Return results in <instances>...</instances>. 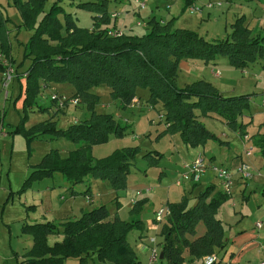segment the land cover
<instances>
[{
    "label": "trees",
    "instance_id": "obj_1",
    "mask_svg": "<svg viewBox=\"0 0 264 264\" xmlns=\"http://www.w3.org/2000/svg\"><path fill=\"white\" fill-rule=\"evenodd\" d=\"M109 1L79 0L78 7L93 12L92 26L85 27L79 25L73 14L58 1L45 10V0H17L23 23H33L34 27L25 48V57L31 59L27 70L25 110L38 104L44 86L70 82L76 89L79 103H87L92 111L89 119L74 123L67 130L58 129L49 119L26 129L27 115L22 117L15 131L25 132L29 145L47 134L65 136L75 144L66 157L58 150L48 152L35 166L25 186L59 172L72 188L84 182L89 174L109 180L115 190L127 187L128 175L140 148L117 149L106 158H96L93 154L95 145L113 137H123L129 131V126L117 121L114 115L98 113L94 109L98 98L93 88L100 84L110 87L121 108L129 107L135 97L141 99V88L148 89V104L162 103L166 125L163 133H179L188 146H204L216 137L200 120L201 116L218 118L246 134L242 126H238V119L250 107V95H225L204 79L179 86V63L182 59L209 62L227 56L233 67L246 69L264 57V34L255 37L244 17L235 20L230 34L215 40H209L193 29L175 27L174 19L165 22L152 18L147 33H124L113 37L108 35V31L116 27L111 25ZM63 13L64 19L61 18ZM4 22L0 8V40L6 58H10ZM6 69L0 57V73ZM53 103L57 104L55 100ZM257 134L255 145L264 152V131ZM145 156L152 162L160 159L157 151H149ZM227 198L226 193L215 192L214 186L210 185L200 191L194 205L188 198L168 203L170 215L159 230L163 259L170 264H182L188 250L196 258L205 260L223 247L226 229L218 211ZM143 206V199L138 200L132 212L140 211ZM111 216L108 206L102 204L62 223L24 224L23 232L33 236L34 244L28 251L30 257L23 264H67L70 258L77 259L78 264H86L94 256L104 264H142L136 247L128 239L134 228L140 229L139 237L144 236L142 221ZM200 224L205 228L201 235ZM49 235H61L62 239L51 244Z\"/></svg>",
    "mask_w": 264,
    "mask_h": 264
},
{
    "label": "rangeland",
    "instance_id": "obj_2",
    "mask_svg": "<svg viewBox=\"0 0 264 264\" xmlns=\"http://www.w3.org/2000/svg\"><path fill=\"white\" fill-rule=\"evenodd\" d=\"M55 1L60 2L67 12H71L79 25L85 27L92 25L93 12L78 7L77 3L79 0H45V10H48ZM117 1H122L123 5L125 3L130 4L129 0ZM131 2L134 3L133 0ZM146 2L147 8L143 10L142 18H139L140 22L145 21L146 23V16L152 15L153 12H156L157 18H160L167 11L166 4H159L157 0H146ZM208 2L209 0H198V10L204 7L203 11L208 12L207 6L210 7L212 5V3ZM114 6L115 0H110L109 8L112 9ZM174 6L173 4V9L171 8L173 11L170 15L179 12ZM226 7L229 10L228 14L233 16L238 12L239 15L245 12L247 15L246 24L254 29L253 35L255 37L264 34V0H231ZM252 7H254L253 10H251ZM255 7L257 10L253 13ZM0 8L5 19L4 25L8 33L11 56L6 58L0 40V57L4 62L6 60L11 61L17 69L16 73H14L13 81L10 82L7 88L9 97L6 95V89L0 73V110L5 108L3 121L0 122V253H14V250L18 253H27L32 243L30 244L31 236L22 232L21 220L23 216H21V205H24L22 209H25L23 214H25L24 218L26 219V214L32 211L31 207H26L27 203L36 201L39 204V212L42 217L48 208L57 206L54 202L55 199L61 202L65 198L66 200L64 201L69 203L67 200L73 194L70 182L59 172L52 177L37 180L23 190L22 187L35 166L42 162L48 152L58 150L61 156L66 157L69 155L70 150L75 147V144L65 136L47 134L41 139H34L29 145L25 132L15 131V129L21 123L22 117L27 115L24 122L26 129L49 119L56 123L58 129L67 130L74 123L89 119L92 111L87 103L74 104L70 102L71 99L77 98L75 96L76 89L70 82H56L52 85L53 89L41 90L38 104H34L27 111L25 110L27 70L31 65V59L25 57V48L34 31V27L33 23L29 25L23 23L20 5L17 0H0ZM216 9L213 8L211 10L212 18L203 21L199 20V13L181 12L179 13L180 21L176 26H183L182 23L188 18L190 28L197 30L205 38L215 40L218 37H225L232 32L231 22L233 19L227 23L228 31L224 33L222 30V33L217 35V33H220L217 28L221 29L225 24L221 23V17ZM40 14L41 12L37 16L39 17ZM64 16L63 13L61 18L64 19ZM121 19L118 20L122 22ZM218 22L221 24H218ZM143 25H137L134 32H138L141 35L147 33L149 29ZM240 69L236 73L235 80L232 81L233 86H236L237 89L233 91L229 89L224 94L250 95V107L238 119V126H242L243 131L248 136V140L243 138L244 134L240 132V128L232 129L218 118L201 116V121L216 136L209 139L204 146L201 145V147H205V151L201 147L194 148L186 145L180 135L174 136L173 134L163 133L166 125L163 116H161L164 115L162 103H157L153 106L154 108H150L148 106V89H140L142 94V106L140 108H121L120 101L113 97L108 85L100 84L95 86L93 92L97 95L98 103L94 109L98 113L114 115L117 121L129 126V131L123 137H113L105 143L95 145L93 154L96 158H106L115 150L124 147H138L140 149L129 172L126 188L115 190L109 180L98 179L89 174L84 182L73 185V190L77 191L76 195L80 196L78 198L79 202L88 203L89 199L85 193L89 192L88 187L93 183V179H96L101 184L92 187L94 192L96 194L100 192L101 196L96 198L95 203H91V206H94L92 208L106 204L112 211L117 212L119 208V215L122 219L141 220L143 234L147 235L149 239L156 237L157 241L152 245L158 244L160 246L162 241V237L159 234L161 224L153 220L154 208L165 205L167 200H180L184 198V195L187 196L190 204L193 205L200 191L210 184L207 180H212L218 184V181L214 178L211 179V169H208L207 174L205 172L197 181L192 178H184L182 176L185 172L183 169L184 162L194 158L203 151L207 159L209 156H214L215 164H218V166H226L234 157H241L252 164L256 173L258 171L254 165L259 170L262 169L260 173L264 176V152L252 142L258 132L264 131V80L260 79L264 76V57L259 62L247 67V72L249 73L244 74L243 72L246 69L243 72ZM251 69H254L258 75L254 76ZM193 75L180 74L177 79L179 86L187 84L185 82L197 80ZM246 79H249L251 84L242 82ZM221 83L225 87V83H229L228 77H226L225 83L223 81ZM54 91L55 93L58 92L67 101L63 107L53 104L51 95ZM225 140L229 141V143L224 142ZM250 147H252V154L248 156L246 149ZM149 151H157L160 154V159L152 162L150 157L145 156ZM179 180L181 184L177 185ZM52 187L55 188L54 191L49 189ZM146 187H151V192H145L144 189ZM262 189H264V186L260 188L257 194L254 192L250 201L247 202L241 195L242 189L237 188L235 185L233 186L234 198L229 199L225 204L226 206L224 205V208L221 207L218 214L219 218L225 221L227 229L229 228L228 234H237L244 229L254 231V224L257 221L262 222L264 225V197ZM139 190H143L144 193L137 194ZM137 197L138 200L143 199L144 206L140 211L133 213L134 203H132V200ZM4 202L9 204L6 209H3ZM234 202L236 204L235 207L233 206ZM32 217L27 218V222L34 223L33 218L35 217ZM19 218L21 219L20 221ZM43 220L45 219L40 218L37 221ZM200 225L202 228V224ZM259 232L262 233L261 237L264 240V227ZM139 234L140 229L134 228L128 235L129 241L136 249V238ZM54 239H61V236L51 235L50 241L52 242ZM67 263L78 264V260L70 258ZM87 264L104 263L94 256L88 259Z\"/></svg>",
    "mask_w": 264,
    "mask_h": 264
},
{
    "label": "crops",
    "instance_id": "obj_3",
    "mask_svg": "<svg viewBox=\"0 0 264 264\" xmlns=\"http://www.w3.org/2000/svg\"><path fill=\"white\" fill-rule=\"evenodd\" d=\"M133 1H134V3H132L131 0H129L131 5L128 3H125V5H123L122 1L118 2L117 0H115V6L112 9L109 8L111 14L113 12L117 11L120 13L119 17L122 18L121 19L122 22H121L118 20V19H120L119 17H117V18L111 17V19H112L111 25H116V27L123 30L124 33L138 34V32H134V29H135V27H137V25H141V24L142 25L144 24L143 26L150 29L149 21L152 18H156V19H159V20L165 21V22L168 20L174 19L175 27L193 29V28H190V25H189L190 21L188 18H186L185 21L182 23L183 26H176L180 21L179 20V18H180L179 13H181V12L182 13L190 12L191 14H198L199 13L198 18L200 21H203V20H207L208 18H212V11L211 10L213 8H217L216 10L219 12V15L221 17V23L225 24V26L222 27L221 29L217 28V30L220 31V33H217V35H220L222 32L225 33L228 31L227 23L231 19H233L231 22V27H232V24L235 22V20L237 18H239V17H244L245 19L247 18V15L245 14V12L242 13V15H239V12H238L237 14H234V16L228 14L229 10L226 7V5L231 0H209L208 3H212V5L210 7L207 6L208 12L203 11L204 7H202L201 9L198 10V8H197L198 0H157V2L159 4H166V8H167L166 13L161 15L160 18H157L156 12H153L152 15L146 16L147 22L145 23V21L140 22L139 18H142V12H143V10H145L147 8L146 0H142L146 3L144 9H139L136 0H133ZM173 4L175 5L174 6L175 9H178L179 12H177L176 14L170 15L173 11L172 10ZM253 8L254 7H252L251 10H253ZM256 10H257V8L255 7V10L253 11V13L256 12ZM221 23L218 22V24H221ZM245 24H246V20H245ZM246 25L249 28H251L252 30H254L248 24H246ZM257 28H258V26H257ZM193 30H195V29H193ZM138 35H141V34H138ZM218 38H221V37H218ZM227 58L228 57H226V56H219L215 60H212L209 62H206V61L201 60V59H182L179 63V75L180 74H182V75L194 74L193 77H195V79H197V80L204 79V80L212 82L214 85H216L219 88V90L223 94H224V92L226 93L227 91H229V89H231V91L236 90L237 87L233 86L232 81L235 80V77L237 76L236 73L238 72V70L240 68L233 67L229 61V58L228 59ZM215 70H219L220 75H216ZM240 70H241V72L244 71V69H240ZM251 70H252L254 76L258 75L254 69H251ZM248 71H249V69H248ZM187 72H190V73H187ZM243 73L244 74L249 73V72H247V68H246V72L244 71ZM226 77H228L229 83H225ZM1 79H2V73H1ZM260 79H262V78H260ZM262 80H264V79H262ZM194 81H196V80H194ZM222 81L225 83V87L221 83ZM242 82H244L245 84H251V81L249 79H246ZM185 83H187V84H185L184 86L189 85L192 82H185ZM239 83H241V82H239ZM52 85H54V84H52ZM52 85L44 86L45 87L44 91L49 90V89H53ZM54 93H55V91H54ZM56 93H58V92H56ZM231 95H233V94H231ZM148 106H150V108H154L152 105L148 104ZM4 110H5V108L0 110V122L3 121V117L5 115ZM200 120H201V117H200ZM173 135L179 136L180 134L176 133ZM224 142L229 143V141H227V140H225ZM252 142L255 144V138H253ZM191 147H193V146H191ZM199 147H201V146H196V148H199ZM201 148H202V150L205 151V147H201ZM204 151L200 152L194 158L184 162L183 169L185 170L184 165L186 163L194 161L200 154H203L205 156ZM205 158L207 159V156H205ZM243 161L248 162L247 159L245 160L241 157H234L232 159V161H230L225 167L229 168L234 173L233 186L235 185L237 188L242 189L241 190L242 197L247 202H249L251 199V196L254 194V192H255V194H257L258 191L260 190V188H262L264 186V178H263L264 176L261 175V173H260L262 169L259 170V168L253 164L256 167L258 173H256V171L254 170V176L252 179H249V180L243 179L238 172V169H239V167ZM207 163H208V166H207L206 171H205L206 174L208 172V169H211L212 170V173L210 175L211 179L214 178L216 181H218V184H217L216 182H214L212 180H207V181H209L208 183H210L208 186H210V185L214 186L215 192L226 193L228 195L227 200L220 206V208H219V211H220L221 207L224 208V205L226 204V202L229 199L234 198V194L232 192L233 186L231 188V193L230 194L227 193L226 188L223 186L220 178L217 176V174L212 169V167L214 165H218V164H215L214 156H209L207 159ZM213 163H214V165H213ZM248 163H250V162H248ZM54 175H52V176H54ZM52 176H48V177H52ZM40 180H42V179H40ZM98 184H101V183H99L96 179H93V183H91V185L88 187L89 192L85 193V195L89 199L88 203L79 202L78 198L80 196L76 195L77 191L73 190V188H71L73 195H71L70 199L67 200V202H69V203H66V201H64L66 199L63 196H62V198H64V199L61 198L62 199V200L60 199L61 202H59V201H57V199H55L54 202L56 203L57 206H54L53 208H50V209L48 208L46 210V212H44V216L41 217L40 212H39V204L36 203V201L30 202L29 204L27 203L26 207L27 206L31 207L32 211L30 213H27V211H26V213H27L26 216H27V218H31L32 216L35 217V218L32 217L35 221L34 223H39V222L43 223V222H47V221L62 223V222H65L69 219L78 218L81 216V214L84 211L89 210L92 207H94V206H91L92 205L91 203H95L96 198L101 196L100 192H97V194H96L93 190V187H95V185H98ZM180 184H177V185H180ZM31 185H29V186H31ZM26 187H28V186H25V184H24V186L22 187V190L25 189ZM49 189L51 191L55 190L54 187L49 188ZM247 192H249V193H247ZM11 193H10V195H11ZM147 193H149V192H147ZM262 194L264 197V189H262ZM184 198H187V196L184 195ZM135 199L138 201V197ZM182 199L183 198H181L180 200H182ZM180 200H175V201H180ZM175 201L167 200L166 204L163 206H168V203L175 202ZM132 203H134V202H132ZM117 204H119V203L117 202ZM134 204H136V203H134ZM8 206H9V204H6L4 202L3 209H6V207H8ZM23 206L24 205H21V216H23L22 220L19 218V221L20 220L22 221V232H23L24 224H26V223L33 224L30 222H27V218L26 219L24 218L25 214H23V213H25V209H22ZM117 206L119 207V205H117ZM163 206H161V207H163ZM233 206L234 207L236 206L235 202L233 203ZM161 207L154 208L153 220L155 222H156L155 213ZM110 211H111V215H112L111 217L112 218H114V216H116V215H118L120 217L119 208H118L117 212L114 210L113 211L110 210ZM219 211H218V214H219ZM40 218L45 219V220L37 221ZM224 223H225V221H224ZM258 223H261L262 226L259 227ZM263 227H264L263 223L260 221H257L256 224H254V231H248V230L244 229L237 234L236 233L235 234H233V233L228 234L227 231L229 228L227 229V225L225 223V229H226L225 241L226 242H225V245L223 247L217 249L216 252L213 253L218 257L215 264H263V262H264V240L261 237L262 233L259 232V230ZM256 228L258 229L257 231H256ZM204 232H205L204 226L202 228L200 227L199 235L203 234ZM29 236H31L30 244L32 243V245L30 247L32 248V246L34 244V239H33L32 235L29 234ZM50 236L51 235H49V237H48L49 242L51 244H53L56 241L55 240L56 238L54 239V241L51 242ZM53 236H61V235H53ZM61 239H62V236H61ZM61 239H58V240H61ZM31 240H32V242H31ZM6 241H7V239H6ZM149 241H150L149 238L145 234L143 237L137 236V238H136V245H137V249L139 250L138 255H139L140 260L142 261V264H148L149 263L150 254H151L150 253L151 252L150 247H149V246H151V244H150L151 242H149ZM156 241H157V239H156ZM12 251H13V249H12ZM184 255H185V261L182 264H205V260L203 258H196L192 254H190L188 250L184 253ZM29 257H30V253H28V252L27 253H18L15 250H14V253H0V264H23V262L26 259H28ZM161 260H163V261H161ZM161 260H160L159 264H170L168 262V260H166V259H161ZM87 263H88V261H87Z\"/></svg>",
    "mask_w": 264,
    "mask_h": 264
},
{
    "label": "built area",
    "instance_id": "obj_4",
    "mask_svg": "<svg viewBox=\"0 0 264 264\" xmlns=\"http://www.w3.org/2000/svg\"><path fill=\"white\" fill-rule=\"evenodd\" d=\"M137 5L139 9H144L146 3L142 0H136ZM196 8V7H195ZM197 9V8H196ZM120 16L119 12H113L111 14L112 18H117ZM124 34V31L115 27L111 28L108 31L109 36L117 37V36H122ZM5 65L7 66V69L3 72L2 74V81L4 84V88L6 89V95L9 97V92H8V86L10 82L13 81L14 79V73H16V69L14 65L10 61H5ZM217 75H220V71L217 70L215 71ZM246 72V71H245ZM264 79V76L262 77ZM51 99L55 100V102L63 107L67 101H65L58 93H53L51 95ZM71 103L78 104L79 100L77 98L71 99ZM142 106L141 99L139 97L133 98L132 102L130 103L129 107H138L140 108ZM162 116V115H161ZM245 140H248L247 134L244 135L243 137ZM246 154L250 156L252 154V147L246 149ZM208 166L207 159L203 154H200L194 161L186 163L184 165L185 172L183 173V177L186 179L192 178L193 180L195 179L196 181L203 175L206 171V168ZM213 171L217 174V176L220 178L223 186L226 188L227 193H231V188L234 183V173L227 167L225 166H218L214 165L212 167ZM239 174L241 177L245 180L252 179L254 176V169L252 165L248 162H242L239 169H238ZM181 181L179 180L177 184H180ZM145 192H150L152 190L151 187H146ZM143 193V190H139L137 194ZM136 199H133L132 202L136 203ZM170 215V208L169 206H163L160 209H158L155 213V220L157 223L161 224L168 216ZM258 226L261 227L262 224L258 223ZM151 242L150 247V259L148 264H159L161 260V249L158 244L152 245L153 243H156V237H153L149 239ZM218 257L215 254H212L208 256L205 259V264H215L217 261ZM264 264V262H263Z\"/></svg>",
    "mask_w": 264,
    "mask_h": 264
},
{
    "label": "water",
    "instance_id": "obj_5",
    "mask_svg": "<svg viewBox=\"0 0 264 264\" xmlns=\"http://www.w3.org/2000/svg\"><path fill=\"white\" fill-rule=\"evenodd\" d=\"M164 258V253H163V251L161 252V259H163Z\"/></svg>",
    "mask_w": 264,
    "mask_h": 264
}]
</instances>
